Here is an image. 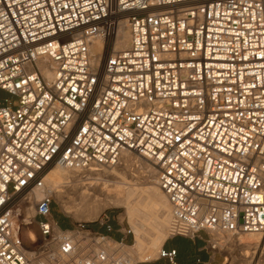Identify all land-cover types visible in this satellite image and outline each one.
Returning <instances> with one entry per match:
<instances>
[{
    "label": "built area",
    "instance_id": "2783aa9c",
    "mask_svg": "<svg viewBox=\"0 0 264 264\" xmlns=\"http://www.w3.org/2000/svg\"><path fill=\"white\" fill-rule=\"evenodd\" d=\"M119 24L128 46L106 50ZM0 93V264L140 263L129 226L61 228L45 185L123 153L155 168L169 237H264V0H0Z\"/></svg>",
    "mask_w": 264,
    "mask_h": 264
},
{
    "label": "bare ground",
    "instance_id": "6f19581e",
    "mask_svg": "<svg viewBox=\"0 0 264 264\" xmlns=\"http://www.w3.org/2000/svg\"><path fill=\"white\" fill-rule=\"evenodd\" d=\"M128 41H129V37L127 32L125 31L124 26L122 24H119L116 29V37L112 42V50L120 51L125 49L128 46ZM104 43L105 41H102L100 39H97L93 42L94 48L97 53H100L101 48L104 46ZM122 158H123L122 165L120 166H115L111 168H94L89 171H85L88 173L89 177L100 176L106 182L114 181L113 185L111 184L112 189L108 188L107 186L100 188L92 184L93 182L87 184L78 182L77 184L73 185L71 190L75 195H77V200L81 202V208L79 209V212L88 219H93V218L95 219L99 215V213L105 210L106 208L116 205H123L125 204L126 200L129 198L133 199L134 201H138L141 199L143 201L138 202L139 204L131 203L130 205H127L126 214L128 215L127 217L129 220H127V222L128 225L130 226L132 233L135 232L137 240L142 241L145 234L144 225H143L144 222L143 216L144 214L146 215L145 212L149 208H151L152 204H154V202L157 201L158 211L156 215H161L159 224L157 225V233H159L157 239H160L161 231H163L161 238L163 242L156 247L157 249L159 246L163 245L164 241L166 240V238L170 233V219H171L170 204L167 201L165 195L157 187L155 168L144 157L141 156L134 157L129 153H123ZM135 165L141 167L140 168L141 170L146 171L147 175L145 177H142L143 181L136 180L135 178H133V175H131L130 170ZM52 168L53 170L50 171ZM52 168H50V170L45 175V185H46V177L50 172H51L50 174L53 176L55 175L61 176L63 178V183H65V180L68 179L69 177L68 175H71V173H69L68 171H72V170H67L57 166H53ZM123 175H126V177L127 176L129 177L130 175V180L132 183L131 185L128 186V190L126 192L127 195L125 194L126 196L122 194L123 190L121 189L122 186L126 185V183L120 181V177ZM55 190H56L55 191L56 197L61 200L65 194L63 187L60 188L55 187ZM41 195L42 193L39 191H36L34 193L33 202H31L24 211L25 221H28L27 220L28 217L26 216V212H27L26 210H28L29 208H32L33 210V205L35 200H38L41 197ZM98 196H102L103 200L98 199ZM153 198L157 200H153ZM151 213H150L151 216H148L149 215L148 214L145 217L146 218L152 217L153 214ZM29 237L30 239H33L34 235L29 234ZM213 237L215 238L214 239L215 241L218 242L220 241V243L217 244V247L219 248H222L224 246V245L222 246V244L224 243L225 245L227 244L228 246L231 245L234 247H239L240 249L244 248L250 250L254 247H258L260 242H264V237L262 238L259 234H243L238 237H230L225 234H214ZM27 248L31 250L30 246H27ZM247 254L248 253L246 252L245 257H248Z\"/></svg>",
    "mask_w": 264,
    "mask_h": 264
},
{
    "label": "rangeland",
    "instance_id": "374dc122",
    "mask_svg": "<svg viewBox=\"0 0 264 264\" xmlns=\"http://www.w3.org/2000/svg\"><path fill=\"white\" fill-rule=\"evenodd\" d=\"M105 49L111 50L112 49V42H110V41L107 42ZM3 98L11 99V101L13 100V98H9L5 94L0 93V100H2ZM134 157H138V156H134ZM140 168L141 167H139L138 165H135L134 167L131 168L130 171H131V175H133V178H135L136 180H139V181H143L142 177H145L147 175V173L145 170H141ZM52 170H53V168L50 171H52ZM68 172L71 173L72 176L68 175L69 177H68V179L65 180V183H63V178L61 176H58V175L53 176L50 174L51 172L48 174L49 178H48V176L46 177V187L49 191L52 192L53 197H54V200H53L52 205H51V211H52V215L55 217L56 221H60L61 223L65 222L69 226L72 224H75L76 222H83V223H86L89 226H91L92 224H97V222H99L100 220H104L107 217V218L111 219L112 223H114V224L122 223L123 226H129L128 222H127V220H129V219L127 217L128 215L126 214V211H127L126 206L130 205L131 203L141 202L143 200L140 199L138 201H134L133 199L129 198L126 200L125 204L116 205V206L106 208L105 210L100 212L99 215L95 219L94 218L88 219L87 217H85L83 214H81L79 212V209L81 208V202L79 200H77V195H75L73 193V191L71 190L73 185L77 184L78 182H81L83 184L93 182L92 184H94L100 188L107 186L108 188L112 189L111 184L113 185L114 181L106 182L100 176L89 177L87 172H78V171H68ZM74 175H76V176H74ZM125 177H126V175H123L120 177V181H122L123 183H126V185L122 186V188H121L123 190L122 194H124V196L127 195L126 192L128 190V186L132 184L131 180H130V175H129V177L128 176L126 178ZM55 187L56 188L63 187V189L65 191L64 197L61 200L56 197ZM98 199L103 200V197L98 196ZM153 200H157V199L153 198ZM26 211H27L26 216L28 218H32L34 215L32 208H29ZM151 211H152V213H151ZM157 211H158V204L156 201V202H154V204H152L151 208H149L145 212L146 215L149 214L148 216H151L150 213L153 214L152 217H150V218L147 217L149 219L148 220L145 217L146 216L145 214L143 216L144 217L143 218L144 219L143 225H144L145 234H144V238L142 239V241L137 240L136 234H135V232H133V236H134L133 244L131 243L132 244V245L130 244L131 246L125 247L123 249V253L128 254L129 256L135 258L134 260L136 262H144V261L155 259L159 249L161 248V246H159L156 249V247L163 242V240L161 239L163 231H161L160 239H157V236H159V233H157V225L159 224V220L161 218L160 217L161 215H156ZM28 218H27V220H28ZM30 227H31L30 229L36 230L35 224H33ZM151 228H152V230H151ZM28 234H32V233H29L27 231L24 234V240L26 243L29 240ZM168 237H169V235H168ZM214 239L215 238L212 237L213 243L216 245L217 249H215L213 251L216 252L217 254H219V256L222 259L223 264H254L255 260H259L260 258L264 259V252H259V251L256 252L258 247H254V248L248 250V249H244V248L240 249L239 247H234L231 245L228 246L227 244L225 245L223 243L222 246L223 245L224 246L222 248H219V247H217V244H219L220 241L218 242V241H215ZM237 248H238V250H237ZM246 252L248 253L247 254L248 257H245ZM137 257H139V258H137Z\"/></svg>",
    "mask_w": 264,
    "mask_h": 264
},
{
    "label": "crops",
    "instance_id": "0c3cea01",
    "mask_svg": "<svg viewBox=\"0 0 264 264\" xmlns=\"http://www.w3.org/2000/svg\"><path fill=\"white\" fill-rule=\"evenodd\" d=\"M57 223L61 228H69V225L65 222L57 221ZM112 225L116 227V224L112 223ZM89 229L93 232L105 233L99 224H92ZM110 236L126 245L132 243L131 237H125L117 232L112 233ZM206 240L205 234L201 235V239L173 236L168 237L161 247L166 250H176V264H223L219 254L210 249ZM138 264H169V262L165 259H153L152 261L148 260Z\"/></svg>",
    "mask_w": 264,
    "mask_h": 264
}]
</instances>
